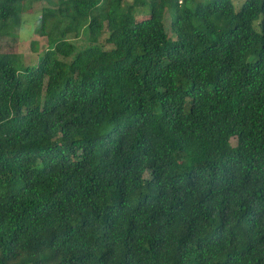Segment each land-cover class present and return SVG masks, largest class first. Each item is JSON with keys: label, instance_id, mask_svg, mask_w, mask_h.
<instances>
[{"label": "trees", "instance_id": "16d2710c", "mask_svg": "<svg viewBox=\"0 0 264 264\" xmlns=\"http://www.w3.org/2000/svg\"><path fill=\"white\" fill-rule=\"evenodd\" d=\"M45 2L0 54V264H264V0Z\"/></svg>", "mask_w": 264, "mask_h": 264}, {"label": "rangeland", "instance_id": "374dc122", "mask_svg": "<svg viewBox=\"0 0 264 264\" xmlns=\"http://www.w3.org/2000/svg\"><path fill=\"white\" fill-rule=\"evenodd\" d=\"M194 3L198 0H192ZM134 0H123V6L133 4ZM236 6V5H235ZM55 7L48 5L45 0H23L16 3H7L0 0V54L15 55L21 60L23 66H32L38 62L40 53L47 47V38L41 35L39 18L44 8ZM149 0L143 3L134 4L132 14L136 20H145L149 16ZM170 16L166 15L165 28L170 34ZM62 23L55 24L52 21L49 30L61 32ZM103 36L99 43L105 46ZM67 39L72 41L77 48H84L88 45L87 35L80 31L76 34L70 31ZM108 47V46H107ZM232 146L236 145V140L231 139ZM148 177V174H145ZM14 264V263H13Z\"/></svg>", "mask_w": 264, "mask_h": 264}]
</instances>
